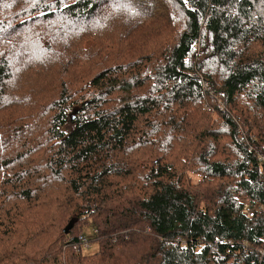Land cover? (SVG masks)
I'll return each instance as SVG.
<instances>
[{"label":"trees","instance_id":"16d2710c","mask_svg":"<svg viewBox=\"0 0 264 264\" xmlns=\"http://www.w3.org/2000/svg\"><path fill=\"white\" fill-rule=\"evenodd\" d=\"M0 264H264V0H0Z\"/></svg>","mask_w":264,"mask_h":264},{"label":"water","instance_id":"95a60500","mask_svg":"<svg viewBox=\"0 0 264 264\" xmlns=\"http://www.w3.org/2000/svg\"><path fill=\"white\" fill-rule=\"evenodd\" d=\"M77 221L78 220L76 218L72 219L68 223V225L65 227L64 232L67 233V234L70 233V231L73 229V227L75 226V224H76Z\"/></svg>","mask_w":264,"mask_h":264},{"label":"bare ground","instance_id":"6f19581e","mask_svg":"<svg viewBox=\"0 0 264 264\" xmlns=\"http://www.w3.org/2000/svg\"><path fill=\"white\" fill-rule=\"evenodd\" d=\"M252 206H253V205H251V206L245 208V210H246V211H252V210H253V207H252ZM73 228H74V227H73ZM81 239H82V243H83L84 248L88 247V246H89V241H88V239H87V238H84L83 236L81 237ZM78 247L80 248V246H78Z\"/></svg>","mask_w":264,"mask_h":264},{"label":"rangeland","instance_id":"374dc122","mask_svg":"<svg viewBox=\"0 0 264 264\" xmlns=\"http://www.w3.org/2000/svg\"><path fill=\"white\" fill-rule=\"evenodd\" d=\"M193 181H194V182H197V181H198V179H197L196 176L193 177ZM84 236H85V235H84ZM85 249H87V250H91V249H92L91 251H94V250L97 249V244H93V243H90V242H89V246L86 247Z\"/></svg>","mask_w":264,"mask_h":264},{"label":"built area","instance_id":"2783aa9c","mask_svg":"<svg viewBox=\"0 0 264 264\" xmlns=\"http://www.w3.org/2000/svg\"><path fill=\"white\" fill-rule=\"evenodd\" d=\"M249 206H251V205H250V203L247 201V202L245 203V208H247V207H249Z\"/></svg>","mask_w":264,"mask_h":264}]
</instances>
